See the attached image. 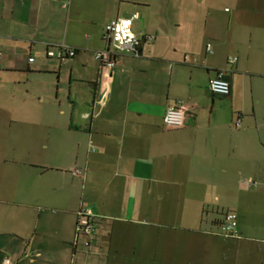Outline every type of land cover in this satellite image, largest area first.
Masks as SVG:
<instances>
[{
  "label": "crops",
  "instance_id": "1",
  "mask_svg": "<svg viewBox=\"0 0 264 264\" xmlns=\"http://www.w3.org/2000/svg\"><path fill=\"white\" fill-rule=\"evenodd\" d=\"M238 5L222 18L209 0H0V259L264 264V4ZM133 14L140 54L101 67L105 24ZM59 44L75 55L47 58ZM217 69L224 97L208 89ZM175 100L184 123L167 128ZM227 211L235 241L191 240Z\"/></svg>",
  "mask_w": 264,
  "mask_h": 264
},
{
  "label": "built area",
  "instance_id": "2",
  "mask_svg": "<svg viewBox=\"0 0 264 264\" xmlns=\"http://www.w3.org/2000/svg\"><path fill=\"white\" fill-rule=\"evenodd\" d=\"M63 9H68L70 0H54ZM136 17L133 14L131 17H119L110 20L105 24L103 38L106 41V47L96 50L94 53L95 60L101 67L112 70L116 64L118 56L121 54H131L138 56L140 54L139 40L131 30V24L125 26L122 21H132ZM131 33V37L129 36ZM151 39V36L148 37ZM205 50L211 53V45L206 43ZM76 50L65 44L52 45L46 50V57L49 59L66 60L73 57ZM1 54V53H0ZM32 58L29 59L31 61ZM235 57L227 59L229 63H233ZM208 89L211 94L219 97H224L230 93V83L225 69L215 70L212 77L208 80ZM184 123V111L180 105V100H175L174 103L167 105L163 114V125L167 128H179ZM72 175L82 174L80 168H74L71 171ZM95 222L91 216V212L87 209L79 211L78 220L76 223V234H82L86 237L85 244L93 239L95 232ZM219 234L238 238L237 218L233 211H227L223 215V219L219 225ZM0 264H13L8 254H3L0 259Z\"/></svg>",
  "mask_w": 264,
  "mask_h": 264
},
{
  "label": "rangeland",
  "instance_id": "3",
  "mask_svg": "<svg viewBox=\"0 0 264 264\" xmlns=\"http://www.w3.org/2000/svg\"><path fill=\"white\" fill-rule=\"evenodd\" d=\"M209 2L211 3V8H212L213 14L215 12L218 16H222V18H225L227 15V13H224V8H227V10H232V9H234V7H236V5H238V4L241 5L242 3L243 4H253L255 2H258L259 4H264V0H209ZM240 9H242V8H240ZM262 195L264 198V191H262ZM137 228H144V227H143V225H136L133 223V231H136ZM191 240H196V241L197 240H210V241L212 240V241H217L219 243H228V242L235 241L236 238L221 235V234H219V229H218L217 234H215L214 236L193 237V238H191ZM225 264H227V263H225Z\"/></svg>",
  "mask_w": 264,
  "mask_h": 264
},
{
  "label": "clouds",
  "instance_id": "4",
  "mask_svg": "<svg viewBox=\"0 0 264 264\" xmlns=\"http://www.w3.org/2000/svg\"><path fill=\"white\" fill-rule=\"evenodd\" d=\"M122 23L125 25V26H128L131 24V21H122ZM129 36L131 37V33H129Z\"/></svg>",
  "mask_w": 264,
  "mask_h": 264
},
{
  "label": "trees",
  "instance_id": "5",
  "mask_svg": "<svg viewBox=\"0 0 264 264\" xmlns=\"http://www.w3.org/2000/svg\"><path fill=\"white\" fill-rule=\"evenodd\" d=\"M225 214V213H224ZM221 223V222H220ZM220 225V224H219Z\"/></svg>",
  "mask_w": 264,
  "mask_h": 264
}]
</instances>
